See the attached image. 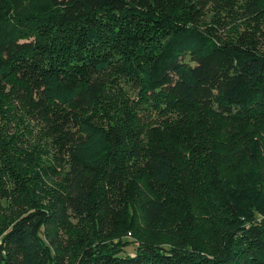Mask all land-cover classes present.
I'll list each match as a JSON object with an SVG mask.
<instances>
[{
  "label": "trees",
  "instance_id": "16d2710c",
  "mask_svg": "<svg viewBox=\"0 0 264 264\" xmlns=\"http://www.w3.org/2000/svg\"><path fill=\"white\" fill-rule=\"evenodd\" d=\"M0 107V264H264V0H0Z\"/></svg>",
  "mask_w": 264,
  "mask_h": 264
},
{
  "label": "rangeland",
  "instance_id": "374dc122",
  "mask_svg": "<svg viewBox=\"0 0 264 264\" xmlns=\"http://www.w3.org/2000/svg\"><path fill=\"white\" fill-rule=\"evenodd\" d=\"M186 59H187V57H185ZM129 93H130V96H131V98L132 97H134L135 96V94L134 93H132V92H130L129 91ZM0 110L2 111V112H4V113H8V110L7 109H5V107L4 108H2V107H0ZM153 116H155L156 117V114H154V113H151ZM211 116H214V115H211ZM157 118V117H156ZM17 121V122H16ZM16 123H18V120H15V121H13V122H11V121H9V124H10V126H9V128L11 129V131H13V132H15L17 135H22V133L24 132V130H20V126H18V125H14V124H16ZM20 125V124H19ZM220 129V128H219ZM18 130H19V132H18ZM221 130V129H220ZM221 132V131H220ZM222 132H223V134H222ZM222 132H221V140H228V139H230V136H228V132L226 131V130H222ZM23 139H22V141L24 142V141H27L26 139H24L25 137H22ZM156 140H158V141H164L165 140V136L164 135H162V134H158L157 136H156ZM224 140V141H225ZM157 142V141H156ZM51 186H52V188H54L55 186L54 185H52V184H50V183H47L46 184V189L47 188H51ZM49 190H51V189H49ZM49 190H48V192H49ZM49 196V195H48ZM58 199L59 198H57V201H55V199H50V196H49V199L48 200H46L45 201V203H48V204H53V206H58ZM129 212H130V214H132V216H134L138 221L140 220V218H139V216H138V214L135 212V210H134V208H130L129 209ZM58 238H62L61 237V235H59V237ZM46 241L47 242H49V239L48 238H46ZM132 246H130V247H128L127 248V252L128 253H132Z\"/></svg>",
  "mask_w": 264,
  "mask_h": 264
}]
</instances>
